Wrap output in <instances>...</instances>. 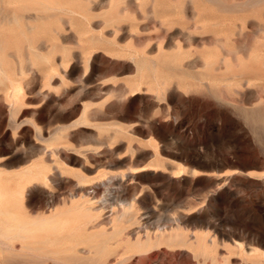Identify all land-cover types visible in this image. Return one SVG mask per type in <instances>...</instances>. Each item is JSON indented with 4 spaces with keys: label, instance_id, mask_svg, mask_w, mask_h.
Returning a JSON list of instances; mask_svg holds the SVG:
<instances>
[{
    "label": "rangeland",
    "instance_id": "374dc122",
    "mask_svg": "<svg viewBox=\"0 0 264 264\" xmlns=\"http://www.w3.org/2000/svg\"><path fill=\"white\" fill-rule=\"evenodd\" d=\"M6 1L5 200L34 217L71 194L107 198L84 231L95 241L76 245L96 254L69 264H264L245 253L264 250V0ZM122 204L117 233L96 245ZM61 257L0 250V264Z\"/></svg>",
    "mask_w": 264,
    "mask_h": 264
},
{
    "label": "bare ground",
    "instance_id": "6f19581e",
    "mask_svg": "<svg viewBox=\"0 0 264 264\" xmlns=\"http://www.w3.org/2000/svg\"><path fill=\"white\" fill-rule=\"evenodd\" d=\"M19 2L20 6L26 7L30 4L39 5L42 8H47L50 0H7V4H12ZM50 5V4H49ZM52 5V4H51ZM50 5V6H51ZM69 5H71L69 3ZM58 6V5H57ZM55 6V7H57ZM61 6V5H59ZM73 6V5H72ZM62 7H65L64 5ZM49 8V7H48ZM51 8V7H50ZM69 8H72L69 6ZM54 9V8H53ZM64 9V8H61ZM73 9V8H72ZM47 10V9H46ZM52 10V9H51ZM60 10V9H58ZM67 10V9H66ZM65 10V11H66ZM41 11V10H40ZM62 11V10H60ZM35 12V11H34ZM38 12V11H37ZM42 12V11H41ZM64 12V11H63ZM72 12H74L72 10ZM68 14L69 12L66 11ZM71 13V11H70ZM75 13V12H74ZM6 17V16H5ZM16 20V19H15ZM36 20V19H35ZM3 21V20H2ZM9 23V22H8ZM18 23V22H16ZM24 27V26H23ZM2 72L4 70L0 69ZM6 72V71H5ZM4 72V73H5ZM16 91V90H15ZM258 117V116H257ZM84 119V118H83ZM79 124V123H78ZM58 127V126H57ZM61 127V126H60ZM65 127V126H64ZM56 128V127H55ZM59 128V127H58ZM66 128V127H65ZM59 130V129H58ZM57 131V129L55 130ZM54 132V130L52 131ZM51 132V133H52ZM51 135V134H50ZM42 139V138H41ZM43 149V148H42ZM56 149V148H55ZM75 149V148H74ZM88 149V148H87ZM95 149V148H94ZM46 150V149H45ZM60 151V150H59ZM70 151V150H69ZM81 151V150H78ZM56 152V151H55ZM81 154V153H80ZM54 155V154H53ZM44 156V155H43ZM46 156V154H45ZM50 156V155H49ZM54 157V156H53ZM56 157V156H55ZM68 159V158H67ZM57 160L56 158L53 159ZM61 160V159H59ZM36 161V160H35ZM35 161H32L35 162ZM58 161V160H57ZM62 161V160H61ZM64 161L61 162V164ZM30 163V162H29ZM28 163V164H29ZM36 163V162H35ZM38 163V162H37ZM36 163V164H37ZM43 164V162H41ZM40 164V163H39ZM41 164V165H42ZM58 164V163H57ZM56 164V165H57ZM59 164V165H61ZM32 165V164H31ZM44 165V164H43ZM42 165V166H43ZM25 166V165H24ZM23 166V167H24ZM36 166V165H35ZM34 166V167H35ZM38 166V165H37ZM41 166V167H42ZM58 166V165H57ZM64 166V165H63ZM40 167V166H39ZM45 168V165L43 166ZM59 167V166H58ZM61 167V166H60ZM138 167V166H137ZM22 168V167H20ZM30 168V167H29ZM134 168V167H133ZM132 168V170H133ZM143 168V167H142ZM19 169V168H18ZM26 169V167H25ZM28 169V168H27ZM32 169V168H30ZM34 169V168H33ZM43 169V168H42ZM58 169V168H57ZM65 170V168H63ZM62 169V170H63ZM84 169V168H83ZM136 169V168H134ZM139 169V168H138ZM152 169V168H151ZM17 170V169H16ZM16 170H13L16 171ZM131 170V168H130ZM140 170V169H139ZM145 170V169H144ZM9 171V170H8ZM31 171V170H30ZM137 171V170H136ZM12 172V171H11ZM19 172H21L19 170ZM28 172V171H27ZM112 172V171H111ZM2 173V172H1ZM18 173V172H17ZM30 173V172H29ZM28 173V174H29ZM131 174L134 172H130ZM4 174V173H2ZM6 174V173H5ZM12 173L9 174V176ZM14 174V173H13ZM16 174V173H15ZM21 175L23 173H20ZM26 174V173H25ZM26 174L25 176H27ZM111 174V173H110ZM8 175V174H6ZM17 175V174H16ZM20 175V176H21ZM31 175V174H30ZM77 175V174H76ZM127 175V174H126ZM18 176V175H17ZM16 176V177H17ZM37 176V175H36ZM39 176H42L39 174ZM82 176V175H81ZM128 176V175H127ZM87 177V176H85ZM112 177V176H111ZM22 178V177H21ZM45 178V177H44ZM53 178V177H52ZM47 179V178H46ZM77 179V178H76ZM85 179V178H84ZM82 179V180H84ZM102 179V178H101ZM109 179V178H108ZM131 179V178H130ZM49 180V178H48ZM78 180V179H77ZM111 180V179H110ZM19 181V180H18ZM22 181V179H20ZM90 181V180H89ZM94 181V180H93ZM9 182V180L7 181ZM45 182V181H44ZM92 182V181H91ZM110 182V181H109ZM79 183V182H78ZM81 185L82 182H80ZM79 183V184H80ZM101 183V182H100ZM109 184V183H108ZM46 185V184H44ZM88 182V186H89ZM74 186V184H73ZM50 187V186H49ZM86 187V186H85ZM97 187V186H96ZM110 187V186H109ZM45 188H47L45 186ZM113 188V187H112ZM103 189V188H102ZM118 190V189H117ZM90 191V190H89ZM106 191V190H105ZM109 191V190H107ZM120 191V190H119ZM118 191V192H119ZM7 192V191H6ZM92 192V191H91ZM117 192V193H118ZM51 193V192H50ZM67 193V192H66ZM71 193V192H70ZM69 193V194H70ZM78 193V192H77ZM76 193V195H77ZM104 193V192H103ZM101 194V193H100ZM109 194V193H108ZM47 195V193H46ZM55 195V194H53ZM62 195V194H61ZM60 195V196H61ZM64 195V194H63ZM75 195V194H74ZM99 193L97 190H94L92 193L81 194L78 199L73 200V194L67 202H63L60 208H47V212H42L38 216H29L28 212L25 210L24 206L17 205L16 203L9 202L5 200L4 193L0 192V250L8 251L16 255L23 257L24 261H30L34 257L53 255L58 256L62 255V260L65 264H69V260L81 259L82 257L76 255V245L82 242L95 241L92 234L85 233L86 224L89 222L90 217L93 212H98L101 208L103 209L106 205L107 198H100V205L95 206L91 204H86V202L98 198ZM110 196V195H109ZM108 196V197H109ZM47 197V196H46ZM50 197V196H49ZM67 197V196H66ZM48 198V197H47ZM54 198V197H53ZM58 198V196L56 197ZM76 198V197H75ZM49 199V198H48ZM52 199V198H51ZM65 199V198H64ZM112 199V198H111ZM122 199V198H121ZM47 200V199H46ZM56 200V199H54ZM60 200V199H59ZM50 201V200H49ZM119 202V200H118ZM46 203V202H45ZM54 203V201H53ZM89 203V202H88ZM91 203V202H90ZM113 203V202H112ZM124 203V202H123ZM126 203V202H125ZM115 204V203H114ZM119 204V203H118ZM121 204V201H120ZM50 205V204H49ZM112 205V204H111ZM115 205L112 206V208ZM124 205H121L122 210L115 211L112 209L110 212L112 214L109 219V223L112 224L111 232L108 233L105 228L101 229L97 235V244L98 246L104 248L109 239L113 234H116L118 231L119 221L122 216L126 214V211L123 209ZM41 209V208H40ZM107 210V209H106ZM105 211V210H104ZM34 213V212H33ZM109 215V214H108ZM130 219V218H129ZM163 219V218H162ZM166 219V218H165ZM164 219V221H165ZM169 219V218H168ZM170 220V219H169ZM169 222V221H168ZM173 223V222H171ZM166 224V223H165ZM158 225V223H157ZM164 225V224H163ZM170 225V224H169ZM161 226V224H160ZM165 226V225H164ZM160 228V227H159ZM163 228V227H162ZM172 228V227H171ZM174 229V228H172ZM133 236V235H132ZM147 239V236H146ZM118 241V240H117ZM116 243V242H115ZM137 243L141 244L140 240ZM239 244L241 242H235ZM118 244V243H117ZM85 245V244H84ZM95 245V246H96ZM116 244H114L115 247ZM18 246V247H17ZM112 245H110L111 247ZM80 247V246H79ZM113 247V248H114ZM243 248V247H242ZM111 249V248H110ZM243 251V250H242ZM258 251L264 252V250H259L256 247H249L248 250H245V253L250 255L252 253H257ZM88 253L87 256H84L82 259L91 260L96 254V250L89 247L88 251L83 253ZM63 253V254H62ZM264 257V253H263ZM44 258V257H43ZM49 259V258H48ZM53 260V259H52ZM213 260V259H212Z\"/></svg>",
    "mask_w": 264,
    "mask_h": 264
}]
</instances>
